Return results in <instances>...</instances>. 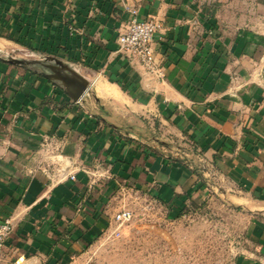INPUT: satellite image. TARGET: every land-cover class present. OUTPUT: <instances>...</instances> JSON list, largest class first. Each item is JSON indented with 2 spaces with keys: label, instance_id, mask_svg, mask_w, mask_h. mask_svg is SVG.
Returning <instances> with one entry per match:
<instances>
[{
  "label": "crops",
  "instance_id": "0c3cea01",
  "mask_svg": "<svg viewBox=\"0 0 264 264\" xmlns=\"http://www.w3.org/2000/svg\"><path fill=\"white\" fill-rule=\"evenodd\" d=\"M127 8L163 24L164 80L119 51ZM246 8L256 0H0V221L14 219L0 264L76 258L125 184L175 212L221 192L252 214L235 264H264V33L234 28ZM9 57L61 60L88 91L74 101Z\"/></svg>",
  "mask_w": 264,
  "mask_h": 264
},
{
  "label": "rangeland",
  "instance_id": "374dc122",
  "mask_svg": "<svg viewBox=\"0 0 264 264\" xmlns=\"http://www.w3.org/2000/svg\"><path fill=\"white\" fill-rule=\"evenodd\" d=\"M249 15L256 18L255 24L248 23ZM240 20L242 24L234 28L252 27L264 33V0H256L255 11L242 9ZM177 149L180 158L190 159L183 143ZM97 176L108 175L100 170ZM221 194L211 193L206 200L188 203L175 212L125 184L108 195L107 230L65 264H235L253 248L248 235L252 214ZM122 210L132 212L124 224L114 220Z\"/></svg>",
  "mask_w": 264,
  "mask_h": 264
},
{
  "label": "built area",
  "instance_id": "2783aa9c",
  "mask_svg": "<svg viewBox=\"0 0 264 264\" xmlns=\"http://www.w3.org/2000/svg\"><path fill=\"white\" fill-rule=\"evenodd\" d=\"M132 14L127 26L119 37V51L134 62H138L150 76L164 80L165 72L157 61L154 51L155 35L163 29V24L155 19L140 20L138 10L127 8ZM132 212L122 210L114 218L117 223L130 221ZM14 230V219L10 216L0 221V253ZM25 257H20L16 264H22Z\"/></svg>",
  "mask_w": 264,
  "mask_h": 264
},
{
  "label": "water",
  "instance_id": "95a60500",
  "mask_svg": "<svg viewBox=\"0 0 264 264\" xmlns=\"http://www.w3.org/2000/svg\"><path fill=\"white\" fill-rule=\"evenodd\" d=\"M6 60L20 66L41 65L48 68L50 70L49 78L56 82H61L74 101L80 100L88 91V81L71 66L56 58L46 57L43 60L31 61L9 57ZM57 66H59V69Z\"/></svg>",
  "mask_w": 264,
  "mask_h": 264
}]
</instances>
